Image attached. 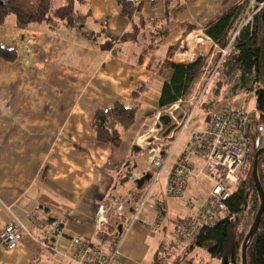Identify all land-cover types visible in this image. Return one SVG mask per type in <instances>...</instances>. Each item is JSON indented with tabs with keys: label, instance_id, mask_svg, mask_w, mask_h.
<instances>
[{
	"label": "crops",
	"instance_id": "0c3cea01",
	"mask_svg": "<svg viewBox=\"0 0 264 264\" xmlns=\"http://www.w3.org/2000/svg\"><path fill=\"white\" fill-rule=\"evenodd\" d=\"M118 1L73 0L75 20L69 26L55 21L19 29L15 19L5 24L8 17L0 26V46L16 54L14 62L0 58V231L10 223L25 229L14 249L0 247V264H61L64 260L40 243L62 252L74 237L104 245L118 242L119 247L121 240L114 264H151L157 251L172 242L175 221L190 215L173 219L166 213L155 239L149 226L158 211L156 198L146 209L144 204L139 219L118 239L105 235L115 224L113 212L107 215L105 234L95 229L97 206L106 197L127 199L124 222L129 223L143 195L132 180L123 181L146 171L129 161L122 134L136 125L137 115L145 118L129 139L139 146V137L150 132L148 124L154 126L161 115L160 89L172 71L159 74L158 68L181 64L173 63L180 43L196 50L191 63L199 52L211 62L218 47L203 30L243 1L128 0L138 8L130 18ZM67 2L59 0L55 9ZM133 33L122 43L123 36ZM200 39L209 41L205 50L196 44ZM108 42L112 45L103 50ZM136 90L139 96L133 95ZM131 102L137 104L127 105ZM115 104L135 110L131 129L116 127L122 141L116 147L99 142L91 127L96 111ZM177 248L168 264L186 263L184 254L196 250L193 243Z\"/></svg>",
	"mask_w": 264,
	"mask_h": 264
},
{
	"label": "built area",
	"instance_id": "2783aa9c",
	"mask_svg": "<svg viewBox=\"0 0 264 264\" xmlns=\"http://www.w3.org/2000/svg\"><path fill=\"white\" fill-rule=\"evenodd\" d=\"M262 5V3L257 5L255 0H249V7L239 29L251 23L253 16ZM237 34L238 30L233 34L225 49H217L221 53L220 60L215 65V70L207 75L202 86L198 85L189 98L179 99L164 109V114L161 113L171 119V125H174L171 132L167 136H162L160 140L154 138L152 142H149L146 137L150 132L139 137L140 143L146 141L144 145L150 147L147 152L149 154V170L145 173H149L151 178L147 182V192L142 195L134 209L130 222H124V210L129 204L127 199L120 201L106 197L97 206L96 232L101 235L105 234L104 228L108 225L107 215L109 212H113L115 224L112 226V232L105 235L110 239H118L123 232L128 231L133 222L139 219L147 197L158 183L180 137L186 130L190 131L167 176L164 190L161 193L163 201L156 202L158 211L149 230L153 234L162 230L164 217L167 213L164 203L167 199L184 201L185 208L190 212V215L175 221L172 242L157 251L151 264H166L178 252L177 247L180 243H193L204 227L213 226L222 218L225 202L229 199L231 190L241 181L240 173L253 140L264 143V126L255 124L257 120L255 110L248 111L239 106L220 105L217 109L209 111L208 119L201 128H190L196 110L204 103L203 100L213 75L221 59L227 55ZM156 123L157 129H163L161 126L158 128L159 123L157 121ZM160 141H174L168 153L165 152V148L157 145V142ZM195 161L201 163L200 167L197 163L195 164ZM152 173H155L154 176ZM144 174H130L129 180L134 182ZM197 177L207 180L212 186L205 198H188L186 194L189 184ZM24 231V227L20 224H8L0 231V247L5 250L14 249ZM40 244L54 254H58L64 260L61 264H114L115 259L119 256L118 242L104 245L74 237L69 240L62 252H57L47 244Z\"/></svg>",
	"mask_w": 264,
	"mask_h": 264
},
{
	"label": "trees",
	"instance_id": "16d2710c",
	"mask_svg": "<svg viewBox=\"0 0 264 264\" xmlns=\"http://www.w3.org/2000/svg\"><path fill=\"white\" fill-rule=\"evenodd\" d=\"M242 1L239 7L231 9L205 28L203 34L222 50L227 47L233 34L238 30L227 55L221 59L214 74L217 76L218 73H222L229 78L238 75L237 89L247 94L254 93L257 116L255 124L264 126V0H255L257 5L261 3L263 5L257 10L251 23L239 29L245 10L249 7V0ZM118 5L122 14L128 18L138 9L128 0H119ZM10 15L14 17L15 25L19 29L41 23L53 24L55 21H61L69 26L75 20L73 0H68L64 7L54 10L52 0H0V26ZM134 29L135 32L138 31V27ZM168 34L167 32V36ZM132 36L134 33L123 36L122 43L128 42ZM111 45V42H108L102 46V49L108 50ZM172 54L173 52L169 56L170 62H172ZM197 54L203 55L200 52ZM220 56L219 50L214 52L213 68L219 62ZM0 58L6 62H14L16 54L0 46ZM208 58L209 55L205 58L199 57L188 65L164 63L158 68L159 74L165 69L172 71L170 80L161 86L159 109H165L179 99H187L191 96L193 88L205 72V66L211 64ZM221 86L226 85L220 84L219 87ZM133 95L139 96L138 90L134 91ZM134 124L135 110L122 104H115L110 109L96 111L91 127L99 142L116 147L122 142L116 127L126 131ZM261 143L253 140L240 173L241 181L231 190L230 197L225 202L223 217L215 225L204 227L193 242V247L205 250L211 259L219 261L220 264H241V247L246 235L240 241L237 239V219L250 207L254 211V220L260 206L252 178V166L256 151L264 148V143ZM257 174L264 193V153L258 157ZM246 259L247 264H264V212L256 234L248 243ZM186 264L192 263L186 262Z\"/></svg>",
	"mask_w": 264,
	"mask_h": 264
},
{
	"label": "rangeland",
	"instance_id": "374dc122",
	"mask_svg": "<svg viewBox=\"0 0 264 264\" xmlns=\"http://www.w3.org/2000/svg\"><path fill=\"white\" fill-rule=\"evenodd\" d=\"M57 2H59V0H55V4H53V10L56 8ZM13 22H14V17L12 15H10V16H8L5 24H13ZM199 37L202 38L201 36H199ZM179 46H180V48H182V50L178 51L179 54L188 52V49H187V46L185 45V43L184 44L180 43ZM199 57H201V55L197 54L196 59ZM213 63H214V57L211 60V64L209 66H205V70H204L205 72H204L203 76H201V78L198 81V83L196 84L195 88H193V92L198 85H200V87L202 86V84L204 83L206 73L208 75L215 70L216 66H214V68H213ZM207 67H209V68L206 69ZM220 84H225L226 86L219 87ZM238 86H239V81H238V75L237 74H235V76H232L230 78H229V76L227 77L226 75H223L222 73H218L217 76H215V74H214V77H213L212 82L209 86L207 94L203 100L204 103L202 106H200L196 110L194 117H193V120L190 123V128L191 129L192 128H201L208 119L209 111H213V110L217 109L220 105L227 104V105H234V106L243 107L244 109H246L248 111L255 110L254 93L247 94L243 90L237 89ZM132 104L136 105L137 103L131 102L130 104H127V105L130 106ZM163 111L164 110L162 109L161 110L162 114H164ZM144 119L145 118H142L139 115H137L136 125L130 131L123 133L122 139H123L124 146H126V151L128 152V155H129V159H130L129 161H132V163L137 165L138 168L144 169V171L147 172L149 170V167L147 166V152H148L150 147H147L144 145L146 141L144 143L141 142L140 143L141 146L139 145L141 150H139L138 152H134L133 146L129 142V139L134 137L136 130H138V127H139L138 123H140ZM156 124L157 123H155V125ZM155 125L153 126L152 124L151 125L148 124V126H150V127L145 129L146 131L150 130V133L146 136L147 140L149 142H152L154 138L160 140L163 133L165 132L164 128L163 129L162 128L157 129ZM145 132H143V133H145ZM189 132H190L189 130H186L182 134V136L180 137L178 145H176V147L172 151L170 158L168 160V163H167L166 167L164 168L162 174L160 175V179H159L158 183L150 191V194L147 197L144 209H146L156 198H159V202L163 201L162 196L160 197L159 195H157V193H159V189H162L161 191H163V189H164V178L166 177L168 171L170 169H172L171 167H173V165H174L176 155H177L179 149H181L182 145L184 144ZM173 142L174 141H160V142H157V145L159 147L165 148L164 149L165 152L168 153ZM196 163L200 167L201 163L199 161H195V164ZM154 174L155 173H152L153 176H154ZM211 186H212L211 183H209L207 180L199 177V179L194 181L193 187L191 190L188 191L187 195H191L194 193L197 196L206 197ZM147 188L148 187H147V183H146V184H144L143 188L140 190V193L145 195L147 192ZM164 206L167 209V216L171 217L173 219H176L177 218L176 216H178L179 218H183V217L189 215V211L186 210V208H185V202L184 201L175 200V199H167L166 202L164 203ZM253 216H254V211H252L249 207L248 210L243 212L238 217L237 226H236V236H237V239L239 241L242 238H244V236L248 232L250 225L253 221ZM222 217H223V215H222ZM160 233H161V231L157 234H153V237L155 239H157L161 235ZM119 243H120V247H119V253H120L121 252V246L123 245V242H121V240H120ZM184 256L185 257L183 259H185L187 262H191L192 264H220L219 261L211 259L208 256V254L205 252V250L200 249V248H196L194 253H192L191 255L187 256V254L185 253ZM180 258H179V260H180ZM169 262L170 261H168L167 264ZM148 263H149L148 260L147 261L144 260L141 264H148ZM180 264H186V263L182 262Z\"/></svg>",
	"mask_w": 264,
	"mask_h": 264
},
{
	"label": "water",
	"instance_id": "95a60500",
	"mask_svg": "<svg viewBox=\"0 0 264 264\" xmlns=\"http://www.w3.org/2000/svg\"><path fill=\"white\" fill-rule=\"evenodd\" d=\"M157 122L159 123V125H157L158 128H159V126L165 128L164 136H167L171 132V130L174 128V125H171V119L166 115L159 116L157 119ZM139 150H140L139 146H137V145L133 146L134 152H138ZM262 153H264V148H260L258 151H256V153L254 155L253 166H252V178H253V182H254L259 200H260V206H259L257 214L253 220V223H252L250 229L248 230V232L244 238V241H243V244L241 247V264H247V259H246L247 246H248L249 241L256 234L257 228L259 226L260 218L264 212V193H263V189L260 185V182L258 179V174H257L258 157ZM129 177H130V174H128L123 181L124 182L129 181ZM150 178H151V175L149 173H145L139 179L135 180L134 184L136 186V189L141 190L142 187L144 186V184L149 182Z\"/></svg>",
	"mask_w": 264,
	"mask_h": 264
},
{
	"label": "bare ground",
	"instance_id": "6f19581e",
	"mask_svg": "<svg viewBox=\"0 0 264 264\" xmlns=\"http://www.w3.org/2000/svg\"><path fill=\"white\" fill-rule=\"evenodd\" d=\"M196 44L202 49L205 50L207 45L209 44V41L207 39H200L199 42H196ZM189 52L187 53H174L173 59L181 64H188L191 63L194 60V55L196 54V50L191 49V47L188 45Z\"/></svg>",
	"mask_w": 264,
	"mask_h": 264
}]
</instances>
